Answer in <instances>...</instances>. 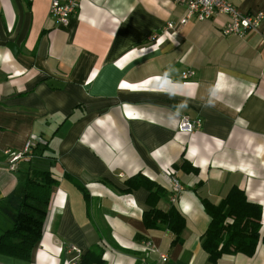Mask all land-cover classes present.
Segmentation results:
<instances>
[{
  "label": "crops",
  "instance_id": "crops-1",
  "mask_svg": "<svg viewBox=\"0 0 264 264\" xmlns=\"http://www.w3.org/2000/svg\"><path fill=\"white\" fill-rule=\"evenodd\" d=\"M228 2L264 15V0ZM48 6L0 0V234L26 171L57 181L28 259L0 253V264H84L86 252L100 258L91 264H264L261 240L251 256L214 262L201 247V200L216 204L231 187L260 206L264 235V19L238 37L221 34L222 15L166 28L183 11L174 0H80L59 27ZM183 115L200 127L176 131ZM5 151L20 156L10 165ZM165 169L182 188L174 203ZM138 175L162 187L157 210L184 219L178 240L163 224L143 225L148 192L125 184Z\"/></svg>",
  "mask_w": 264,
  "mask_h": 264
},
{
  "label": "trees",
  "instance_id": "trees-1",
  "mask_svg": "<svg viewBox=\"0 0 264 264\" xmlns=\"http://www.w3.org/2000/svg\"><path fill=\"white\" fill-rule=\"evenodd\" d=\"M56 183L47 170L32 169L24 173L19 209L12 227L0 234V253L22 260L28 259L30 249L41 234L50 189ZM125 184L127 191L143 187L148 192L146 203L150 205V209L141 215L143 225L151 228L156 224H163L174 235L173 240H178V234L184 225L182 216L173 208L166 212L155 208L157 200L163 195L162 187L142 175L128 178ZM76 186L85 200V189L78 183ZM201 204L209 218L202 234L201 247L209 261L214 262L222 254L242 253L251 256L258 241L261 240L264 244V235H259L261 208L258 204L248 202L241 190L231 187L218 203L212 204L202 199ZM80 261L91 264L100 262V258L92 252H86L80 256Z\"/></svg>",
  "mask_w": 264,
  "mask_h": 264
},
{
  "label": "built area",
  "instance_id": "built-area-1",
  "mask_svg": "<svg viewBox=\"0 0 264 264\" xmlns=\"http://www.w3.org/2000/svg\"><path fill=\"white\" fill-rule=\"evenodd\" d=\"M30 2L31 0H26ZM80 0H49L48 14L53 19L54 23L59 27H65L72 15L75 14L77 9V3ZM175 5H178L183 9L181 16L177 20L176 24L167 23L166 28L172 29L175 26L183 27L189 21L201 22L205 20H211L217 15L227 17V22L221 27L222 35H234L241 37L247 31L256 30L264 19V15L260 11L251 13H241L234 8L228 0H174ZM150 41L157 43L158 37L151 36ZM192 75V72L187 71L181 74L182 79H188ZM200 127L199 119H189L187 116H180L176 123V131L185 134H191ZM31 144L25 142L23 145V152H27ZM9 156V164L11 165L19 158V153H10L5 151ZM12 170V166H9ZM162 177L170 186V198L171 203L175 202L177 195L182 191L178 181L173 177V173L168 170H164ZM148 243L145 244V246ZM70 250L79 253V250L74 246L69 247ZM159 259L164 261L166 256L159 254Z\"/></svg>",
  "mask_w": 264,
  "mask_h": 264
},
{
  "label": "water",
  "instance_id": "water-1",
  "mask_svg": "<svg viewBox=\"0 0 264 264\" xmlns=\"http://www.w3.org/2000/svg\"><path fill=\"white\" fill-rule=\"evenodd\" d=\"M6 48L12 53V54H16V52H14V46H13V44H11V43H7L6 44Z\"/></svg>",
  "mask_w": 264,
  "mask_h": 264
}]
</instances>
